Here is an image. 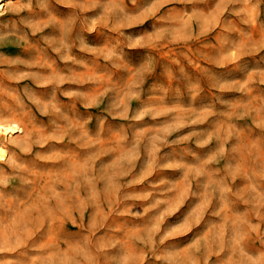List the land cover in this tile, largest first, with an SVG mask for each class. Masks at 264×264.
Returning <instances> with one entry per match:
<instances>
[{
	"label": "rangeland",
	"instance_id": "rangeland-1",
	"mask_svg": "<svg viewBox=\"0 0 264 264\" xmlns=\"http://www.w3.org/2000/svg\"><path fill=\"white\" fill-rule=\"evenodd\" d=\"M0 121V264H264V0H10Z\"/></svg>",
	"mask_w": 264,
	"mask_h": 264
},
{
	"label": "bare ground",
	"instance_id": "bare-ground-1",
	"mask_svg": "<svg viewBox=\"0 0 264 264\" xmlns=\"http://www.w3.org/2000/svg\"><path fill=\"white\" fill-rule=\"evenodd\" d=\"M8 1L10 0H0V13L5 10ZM5 123L6 122H4V124ZM11 136V133L2 125L0 121V163H3L8 159V142L11 140Z\"/></svg>",
	"mask_w": 264,
	"mask_h": 264
}]
</instances>
